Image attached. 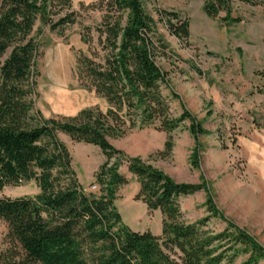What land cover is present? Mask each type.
<instances>
[{
    "label": "trees",
    "instance_id": "trees-1",
    "mask_svg": "<svg viewBox=\"0 0 264 264\" xmlns=\"http://www.w3.org/2000/svg\"><path fill=\"white\" fill-rule=\"evenodd\" d=\"M99 1L107 13L96 29L105 55L97 60L96 54L81 52L76 73L85 87L106 98L108 107L58 117L43 116L35 105L40 51L32 33L37 22L61 32L74 24V12H68L72 0L0 2V190L30 180L40 189L35 195L0 197V220L5 224L0 264H222L234 262L239 253L247 255L242 264L264 261V247L222 217L204 182H176L151 162L110 142V137L129 129L154 125L168 134L165 149L158 152L165 157L174 146L171 133L186 119L193 133L204 130L184 106L180 116L172 115L163 92L164 85L170 87L168 75L155 60L156 21L142 0ZM231 2L204 0V11L222 23H239L243 19L232 15ZM159 15L171 35L189 45L190 20L167 10ZM82 40L90 43L85 34ZM60 133L103 152L106 160L94 182L99 193L87 191L79 181ZM123 164L139 183L135 199L151 211L160 210V235L134 231L123 222L115 204L119 187L129 182L119 171ZM202 189L209 195L208 210L229 224L222 232L204 228L207 218L194 224L182 220L179 198Z\"/></svg>",
    "mask_w": 264,
    "mask_h": 264
},
{
    "label": "rangeland",
    "instance_id": "rangeland-1",
    "mask_svg": "<svg viewBox=\"0 0 264 264\" xmlns=\"http://www.w3.org/2000/svg\"><path fill=\"white\" fill-rule=\"evenodd\" d=\"M142 2L146 13L156 21L155 60L168 75L170 87L164 85L163 92L170 101L172 115L180 116L186 107L204 133H193L192 122L186 119L171 133L174 146L165 157L158 152L165 149L168 134L154 125L135 127L109 140L128 155L140 156L164 170L176 182H204L222 217L264 247V0H232V15L243 20L231 24L208 17L204 0ZM160 10L177 12L190 20L189 45L171 35L160 20ZM68 12H74L76 22L62 28L63 32L37 22L32 33L40 51L34 100L45 117L71 116L92 106L103 111L108 107L106 98L85 87L76 73L81 52L96 54L97 60L105 55L96 29L101 26L106 9L101 8L99 0H72ZM65 13L67 10L54 16V21ZM224 15L225 12L220 13V17ZM82 34L89 37L90 43L83 42ZM59 137L72 155V166L83 187L99 193L95 174L106 160L101 149L74 142L64 133ZM195 160L198 166L194 165ZM119 171L129 179L119 187L115 201L123 222L134 231L162 233L160 210L151 211L135 199L139 183L126 164ZM39 192L37 182L30 180L5 186L0 197ZM209 195L202 189L180 197L182 220L194 224L207 218L204 228L222 232L229 224L208 210ZM4 230L5 224L0 220V234ZM246 258V254L239 253L234 262L222 264H242Z\"/></svg>",
    "mask_w": 264,
    "mask_h": 264
},
{
    "label": "crops",
    "instance_id": "crops-1",
    "mask_svg": "<svg viewBox=\"0 0 264 264\" xmlns=\"http://www.w3.org/2000/svg\"><path fill=\"white\" fill-rule=\"evenodd\" d=\"M0 2H1V0H0ZM107 108V107H106ZM103 109H105V107H103ZM66 144V143H65ZM161 234V233H160ZM160 234H156V235H160ZM1 236H2V233L0 234V240H1ZM1 246V245H0ZM1 248V247H0Z\"/></svg>",
    "mask_w": 264,
    "mask_h": 264
}]
</instances>
